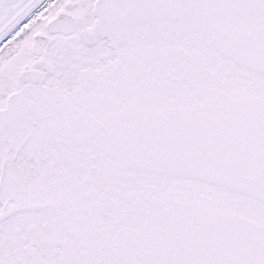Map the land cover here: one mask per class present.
I'll return each mask as SVG.
<instances>
[{"label": "snow or ice", "instance_id": "snow-or-ice-1", "mask_svg": "<svg viewBox=\"0 0 264 264\" xmlns=\"http://www.w3.org/2000/svg\"><path fill=\"white\" fill-rule=\"evenodd\" d=\"M0 264H264V0H0Z\"/></svg>", "mask_w": 264, "mask_h": 264}]
</instances>
